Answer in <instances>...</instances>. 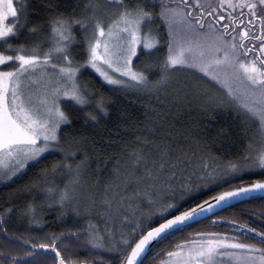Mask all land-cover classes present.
Returning a JSON list of instances; mask_svg holds the SVG:
<instances>
[{
	"label": "snow or ice",
	"instance_id": "1",
	"mask_svg": "<svg viewBox=\"0 0 264 264\" xmlns=\"http://www.w3.org/2000/svg\"><path fill=\"white\" fill-rule=\"evenodd\" d=\"M33 12H42L39 24H32ZM22 35L35 39L13 43ZM89 69L114 90L144 95L191 72L198 79L185 86V96L200 100L206 113L236 121L235 132L217 130L229 140L224 151L251 132L249 145L224 159L210 155L205 138L170 143L149 127L145 138L136 136L111 157V179L98 189L108 231L101 235L91 223L82 231H46L45 207L61 209L56 219L63 223L69 214L90 216L97 205L95 193L86 204L77 196L90 167L85 137L65 132L80 113L87 125L108 111L104 96L82 82ZM53 155L61 160L42 168L29 186L45 199L23 206L24 231L9 233L5 226L16 205L0 207V264H92L77 255L84 247L115 253L119 264H144L154 245L210 217L211 225H222L228 218L218 213L264 199V178L242 179L264 175V0H48L42 9L29 0H0V179L11 181ZM57 173L69 176L63 187L55 183ZM230 231L240 235L190 233L161 264H264V230L232 220Z\"/></svg>",
	"mask_w": 264,
	"mask_h": 264
},
{
	"label": "trees",
	"instance_id": "2",
	"mask_svg": "<svg viewBox=\"0 0 264 264\" xmlns=\"http://www.w3.org/2000/svg\"><path fill=\"white\" fill-rule=\"evenodd\" d=\"M18 3L19 0H14ZM48 0H29L30 5L35 9H42ZM127 2V0H126ZM42 12L32 13V24H39ZM31 27V24L29 25ZM26 32V30H24ZM79 38V34H77ZM35 38L22 35L19 39H14L13 43L32 42ZM163 52L152 53L151 57L142 56L138 63H144L149 59H155L162 56ZM80 58V57H78ZM151 79H156L155 71L150 74ZM82 82L87 84L90 91L95 96H104L107 113H100L98 120L89 121L84 124V114H79V119L75 123L73 129H65L66 133L79 138L85 137V151L90 158V167L87 170L82 187L78 190L77 196L82 204H86V198L92 193L96 194L97 205L91 209L90 216L81 215L77 219L69 214L65 217V222L61 223L56 219L61 209L54 206L51 210L47 207L41 213L43 221L48 224L46 231H61L65 229L84 230L89 223L97 226L101 235L108 231L110 224L104 222V210L99 204L101 191L104 181L111 179V171L115 161L111 159L114 155H119L126 144L133 141L136 136L145 138L148 128L156 130L157 138L164 137L168 142L173 140L193 142L196 139L205 138L210 144L209 153L212 156H223L224 159L239 155L245 151L249 145L248 135H239V139L231 144L230 150L225 152L224 149L229 146V140L224 137H217V130L227 127L230 132L237 131L234 127L236 121L232 119V115H225L223 112H205L201 107V101L193 97H186V85H191L195 79L191 72H178L174 79L167 86L161 87L158 91H154L150 95L138 94L132 90H114L113 86L108 85L98 73L89 69L82 75ZM205 84V81H200ZM207 86V85H206ZM213 92L217 89L212 88ZM91 109H84L87 112ZM250 128L253 126L250 125ZM254 130V128H253ZM149 139L151 137H148ZM215 139V143H213ZM258 141L253 138V148L258 147ZM82 156H77L73 164L78 163ZM61 160L60 155L46 157L40 165L33 166L26 170V174L18 175L11 181H0V207H7L11 201L17 207V212L13 214L10 223L5 225L9 233H18L24 231L28 227L27 218L21 215L23 206L29 202H35L37 205L42 204L45 197L41 194L33 193L29 190V186L38 181L40 177L37 173L44 167L51 168L52 164ZM55 183L63 187L65 182L69 180V176L64 173H57ZM264 175L259 172L245 175L242 177L244 181H254L262 179ZM49 180L53 177L49 176ZM101 183L97 184V181ZM240 181H232V184ZM214 191H218L215 189ZM202 194L200 198H206ZM264 211V199H254L246 201L235 207L229 208L219 216L227 217V221L222 225L213 226L209 220H205L200 224L193 225L183 233L178 234L174 238H170L163 244L156 245L147 255L144 264H160L161 261L168 259L167 252L173 250V246L178 244L180 240L187 237L190 233L197 231L204 232H225L230 235L239 236V232L230 231L231 221L235 220L237 225L249 224L258 231L264 230V217L260 213ZM3 241L0 240V243ZM103 255L104 259L99 260V255ZM77 255L92 264H119L115 258V253L103 252L102 250L93 251L90 247H84L77 250ZM38 259H40L38 257Z\"/></svg>",
	"mask_w": 264,
	"mask_h": 264
},
{
	"label": "water",
	"instance_id": "3",
	"mask_svg": "<svg viewBox=\"0 0 264 264\" xmlns=\"http://www.w3.org/2000/svg\"><path fill=\"white\" fill-rule=\"evenodd\" d=\"M254 199H252V200H248V201H253ZM246 202V201H245ZM239 204H241V203H239ZM236 205H238V204H236ZM229 209V208H228ZM227 210V209H226ZM221 213V212H220ZM219 214V213H218ZM211 218V217H210ZM156 245H154L152 248H151V250L155 247ZM150 250V251H151ZM150 251H148L147 252V254L143 257V259L145 260L146 259V257H147V255H148V253L150 252Z\"/></svg>",
	"mask_w": 264,
	"mask_h": 264
},
{
	"label": "rangeland",
	"instance_id": "4",
	"mask_svg": "<svg viewBox=\"0 0 264 264\" xmlns=\"http://www.w3.org/2000/svg\"><path fill=\"white\" fill-rule=\"evenodd\" d=\"M0 181H2V182H4L5 180H2V179H0ZM175 259V258H174ZM168 260V259H167ZM167 260H165V261H167ZM161 264V263H160Z\"/></svg>",
	"mask_w": 264,
	"mask_h": 264
}]
</instances>
